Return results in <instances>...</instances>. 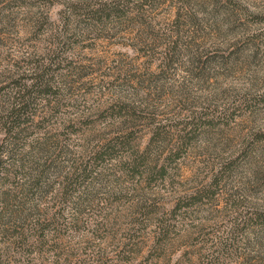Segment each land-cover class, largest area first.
Listing matches in <instances>:
<instances>
[{
  "label": "rangeland",
  "instance_id": "obj_1",
  "mask_svg": "<svg viewBox=\"0 0 264 264\" xmlns=\"http://www.w3.org/2000/svg\"><path fill=\"white\" fill-rule=\"evenodd\" d=\"M23 84L0 264H264V0H0Z\"/></svg>",
  "mask_w": 264,
  "mask_h": 264
},
{
  "label": "trees",
  "instance_id": "obj_2",
  "mask_svg": "<svg viewBox=\"0 0 264 264\" xmlns=\"http://www.w3.org/2000/svg\"><path fill=\"white\" fill-rule=\"evenodd\" d=\"M35 69L37 70V67ZM47 74H48V70L45 69L38 76H33V77H36L38 79L37 80L38 82L36 84L32 83V85H31L32 91L33 90L38 91V89L40 90V92L47 91V89L50 87V85H48L49 83L47 82V78H45V75H47ZM32 75H34V74H32ZM31 78H32V76H31ZM26 88H27V86L24 84L17 88V90L15 91L17 93L16 98H19V100L17 101V104L12 105L7 110L6 116L0 115V124L6 128L4 131L7 132V134L11 137H12V135L16 134V127L19 125L17 123V120L20 117L19 114H22L23 112H25V107L27 106V104L25 103L26 94L24 93ZM0 89H1V87H0ZM0 148H1V145H0ZM15 217L18 218V215H16Z\"/></svg>",
  "mask_w": 264,
  "mask_h": 264
}]
</instances>
